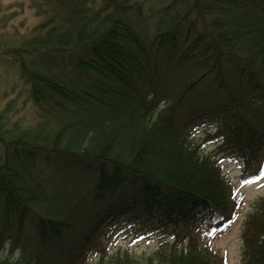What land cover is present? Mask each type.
<instances>
[{"label": "trees", "instance_id": "obj_1", "mask_svg": "<svg viewBox=\"0 0 264 264\" xmlns=\"http://www.w3.org/2000/svg\"><path fill=\"white\" fill-rule=\"evenodd\" d=\"M134 1L35 0L46 20L7 50L40 122L0 125V264H226L204 236L241 208L223 163L264 174V0ZM124 231L158 250L110 253ZM242 239L264 264V198Z\"/></svg>", "mask_w": 264, "mask_h": 264}, {"label": "rangeland", "instance_id": "obj_2", "mask_svg": "<svg viewBox=\"0 0 264 264\" xmlns=\"http://www.w3.org/2000/svg\"><path fill=\"white\" fill-rule=\"evenodd\" d=\"M169 1L167 0V3ZM134 2L142 3L145 9L148 6L157 8L160 4L159 0H135ZM95 4V6H99V2H95ZM38 7L39 3L35 0H0V115L6 113V117L9 118V121L7 118L1 120L0 125L3 130L13 128L11 126L14 125L13 123H18L25 129L40 122L39 110L35 107L30 96L28 82L22 76L21 64L14 56L6 55L7 50L20 48L24 41L31 40L34 35L33 30L46 20L44 15L38 14ZM207 133L205 129L199 131L195 135V140L201 146L204 154L209 155L216 149L217 144L206 142ZM2 152L3 149L0 146V157ZM2 163L3 160L0 159V165ZM223 165L228 179L236 186L237 195L241 198V208L235 222L228 229L222 233H216L214 236L206 234L204 238L205 243H209L220 256L225 258L226 264H241L244 224L249 215L254 212L257 201L264 198V177L260 181L245 184L239 179L241 174L239 164L224 162ZM83 179L82 182L80 179L69 180L58 188L71 193L74 197H77L76 194L79 193V190L84 191L83 194L78 195L82 197L90 192L92 185L89 175L84 180V187ZM134 236L128 231H124L113 242L110 253H116L119 249H128L136 257L144 258L158 250L159 241L157 238L142 237L137 239ZM19 251L20 248L14 250L11 255L10 250L6 249L7 255L10 257H16Z\"/></svg>", "mask_w": 264, "mask_h": 264}, {"label": "clouds", "instance_id": "obj_3", "mask_svg": "<svg viewBox=\"0 0 264 264\" xmlns=\"http://www.w3.org/2000/svg\"><path fill=\"white\" fill-rule=\"evenodd\" d=\"M90 135H92L91 133H90ZM87 146V142H85V147Z\"/></svg>", "mask_w": 264, "mask_h": 264}]
</instances>
